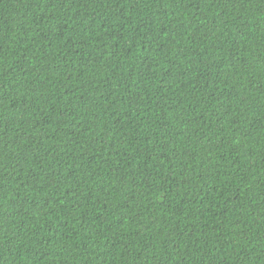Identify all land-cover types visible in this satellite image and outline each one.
Returning a JSON list of instances; mask_svg holds the SVG:
<instances>
[{"label":"trees","instance_id":"16d2710c","mask_svg":"<svg viewBox=\"0 0 264 264\" xmlns=\"http://www.w3.org/2000/svg\"><path fill=\"white\" fill-rule=\"evenodd\" d=\"M0 264H264V0H0Z\"/></svg>","mask_w":264,"mask_h":264}]
</instances>
